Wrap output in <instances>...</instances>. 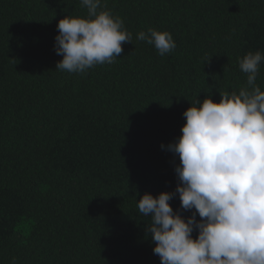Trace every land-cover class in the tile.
<instances>
[{
    "label": "trees",
    "instance_id": "trees-1",
    "mask_svg": "<svg viewBox=\"0 0 264 264\" xmlns=\"http://www.w3.org/2000/svg\"><path fill=\"white\" fill-rule=\"evenodd\" d=\"M104 4L132 41L79 74L56 70L55 37L60 19L86 16L80 0H0V264H160L137 202L175 192L167 146L183 113L238 93V58L264 55V0ZM148 28L170 32L175 49L137 40ZM256 84L264 91V62ZM169 203L185 220L195 211L178 194Z\"/></svg>",
    "mask_w": 264,
    "mask_h": 264
},
{
    "label": "clouds",
    "instance_id": "clouds-1",
    "mask_svg": "<svg viewBox=\"0 0 264 264\" xmlns=\"http://www.w3.org/2000/svg\"><path fill=\"white\" fill-rule=\"evenodd\" d=\"M80 4L86 16L58 21L55 52L63 59L56 70L83 74L112 64L132 41L123 19L102 0ZM136 39L160 56L176 47L170 32L155 28ZM262 62L259 51L238 58L247 86L220 93L219 103L211 96L197 99L183 113L182 135L167 146L180 161L175 192L146 193L137 202L139 212L151 218L147 231L160 264H264V91L256 84ZM176 194L183 210H195L187 220L170 206Z\"/></svg>",
    "mask_w": 264,
    "mask_h": 264
}]
</instances>
